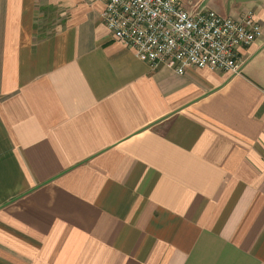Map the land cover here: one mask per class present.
<instances>
[{"label":"crops","instance_id":"1","mask_svg":"<svg viewBox=\"0 0 264 264\" xmlns=\"http://www.w3.org/2000/svg\"><path fill=\"white\" fill-rule=\"evenodd\" d=\"M231 1L237 74L151 69L101 0H0V264H264V0Z\"/></svg>","mask_w":264,"mask_h":264},{"label":"built area","instance_id":"2","mask_svg":"<svg viewBox=\"0 0 264 264\" xmlns=\"http://www.w3.org/2000/svg\"><path fill=\"white\" fill-rule=\"evenodd\" d=\"M101 1V20L113 39L151 69L165 65L178 74L188 68L237 74L240 51L261 33L251 10L233 17L206 7L191 8L182 0Z\"/></svg>","mask_w":264,"mask_h":264},{"label":"rangeland","instance_id":"3","mask_svg":"<svg viewBox=\"0 0 264 264\" xmlns=\"http://www.w3.org/2000/svg\"><path fill=\"white\" fill-rule=\"evenodd\" d=\"M186 6L194 8V7H206L210 9L215 7V10H219L217 7H229L232 6L234 1H231V4H228L225 2L226 0H182ZM42 16H37V32L41 36H45L48 34H51L59 20L55 16V13H53L50 9H48L45 13H41Z\"/></svg>","mask_w":264,"mask_h":264}]
</instances>
